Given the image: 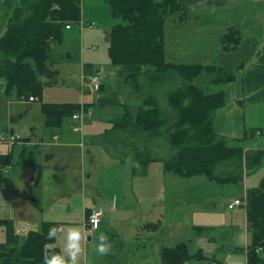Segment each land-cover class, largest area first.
<instances>
[{
	"label": "trees",
	"instance_id": "obj_1",
	"mask_svg": "<svg viewBox=\"0 0 264 264\" xmlns=\"http://www.w3.org/2000/svg\"><path fill=\"white\" fill-rule=\"evenodd\" d=\"M82 1L20 0L14 5L0 34V89L4 94L15 92L17 96H40L43 85L53 82L61 60L54 57L55 48L62 46L69 29L81 26ZM103 1L109 5L113 18L108 32V58L113 64L127 67L126 81L140 89L145 87L147 80V90L155 91L154 84L171 78L182 80L181 85L167 90L165 106H161L154 93L144 88L142 101L133 108L127 106L123 114L113 119L109 131L118 129L122 137L138 138L129 141L127 146L120 142L122 147H130L133 151L134 167L138 165L146 171L150 161L157 159L136 147L140 144L138 141L142 142L144 137L152 141L154 137L165 135L170 154L161 161L163 170L170 174L181 177L201 174L225 184L240 178L235 171L241 165L249 170L255 169L264 157V149L244 151L241 142L242 138L257 137L262 131L246 128L244 134L235 139L237 143L229 145L214 125L216 112L225 103L223 87L234 80L233 70L216 65L215 59L206 63H177L165 57L166 19L170 16L173 20L184 18L186 5L178 0ZM1 2L8 4L11 0ZM66 25H69L68 29ZM240 42L239 31L235 27L228 29L221 39L219 53L225 54L229 50L237 53ZM243 64L244 60L236 63L235 70H240ZM140 76L144 78L143 83L141 79L139 81ZM202 77L207 79L208 86H218V89L207 91L194 82ZM256 96L264 97V88L258 90ZM80 105L73 102L42 103L45 125L60 126L64 119L71 118L80 109ZM83 106L87 108L86 104ZM16 142L18 140L12 144ZM11 156L10 153L0 154V182L5 181L1 172ZM233 159L239 160L238 164L222 171V165ZM33 166L37 180L42 165L34 163ZM245 201L250 242L232 250L244 251L246 264H264V177L258 187L247 193ZM0 225L4 228L0 264H43L44 253L60 252L53 244L55 238L48 240L46 237L48 229L56 226L54 222L42 221L40 228L29 230L23 241H19L14 233L11 219H0ZM193 258L203 259L204 255L201 251L191 254L185 242L160 249V264H184Z\"/></svg>",
	"mask_w": 264,
	"mask_h": 264
},
{
	"label": "crops",
	"instance_id": "obj_2",
	"mask_svg": "<svg viewBox=\"0 0 264 264\" xmlns=\"http://www.w3.org/2000/svg\"><path fill=\"white\" fill-rule=\"evenodd\" d=\"M101 1L106 4L103 0ZM178 1L186 5V15L181 20L176 18L175 20L172 18L166 20L164 24V49L166 59L177 63H206L214 59L216 61L220 55H223V53H219L223 35L228 29L235 27L239 31L241 42L237 53L233 54L237 55L236 58L231 59L230 62L236 64L243 61L242 58H245V60L241 68L242 70L237 71L234 80L228 82L223 87L225 103L217 110L214 117V125L216 131L223 135L226 140L229 139L228 136L233 135V139L230 141H235V139H238L244 134L246 128H259L262 131L260 136L263 135L264 138V97L256 96L257 91L264 88V0ZM85 16V13H83L82 19ZM98 20L101 22V27L107 30L105 37L108 43V32L111 28L108 15L104 12L103 15L98 16ZM71 30L72 28L67 31L65 41L70 42L72 39H75L73 35L75 31L72 32ZM79 32L82 33L81 31ZM78 42L80 46L79 54L76 53L75 47L73 48L74 50L72 49L73 51L65 49L66 53H69L65 56V61L75 65L73 76L77 77L78 83L80 79V84L82 83L84 75L87 74L81 63L89 67L92 66L93 69L97 68L95 70L100 71L101 88L99 90L96 89L99 91L97 100L101 104L100 110L103 114V119L109 118L104 121L112 124L113 119L123 114L127 106H136L129 103V99L133 96L132 92L149 88V85H146V83H149L147 80L144 82L143 76H140L139 81L141 79L140 82H144L145 87L140 89L136 88L131 82L125 79L128 71L127 67L111 63L108 57V62H97L91 56H89V60H85V44L83 39L81 38L79 41L78 37ZM91 47L93 50L96 49L95 45ZM60 48L63 49L64 47ZM77 58H79L78 61L76 60ZM63 78L66 77L63 76ZM105 79H107L106 82H104ZM119 86L129 88L126 90V99H116L112 96L118 91L114 87ZM14 94L16 95L15 92ZM16 97L22 98L28 96L16 95ZM15 102L9 99V97L7 98V102L5 103L6 108L2 111L6 115L7 120L6 122H0V127L4 126L5 128L10 127V129H15L21 128L22 126H29V133L25 136L22 135L21 140L12 145L6 143V148L4 147L3 151L0 150V154L10 153L12 155L10 162L4 165L2 168L3 171L1 172L2 178L5 181L0 182V219H11L13 221L14 233L19 238V241L25 239L29 230H38L42 221L54 222L56 226L62 225L61 232H63V223L72 221L74 212H77L79 215L72 223L76 225V221H78L77 226H81L82 223L85 227L88 209L98 205L95 202L97 197L105 196L102 191V185L96 179L102 170H96V168L91 169L92 171L90 170V167L93 166L91 163L95 160L96 155L93 157L91 152L87 157L88 154H84V139L96 131H84L85 125L82 124L83 128L79 132H76L78 129L73 130L72 128L76 122L71 120V118L64 119L60 126L47 127L45 125L44 115L41 112V106L39 122L27 121L25 124H21L19 121L14 122L11 103ZM75 103L81 105L86 104V109L90 113L87 117L91 116V108L82 96L81 100ZM115 104L118 105L116 107L117 109L110 108L111 105ZM108 129L110 127L105 130ZM114 133L116 131H113L112 135ZM97 135L95 134V140H98ZM251 149H264V139L261 145L256 144L255 141V143L243 147L244 151ZM78 154L79 157H77ZM34 163L42 165L43 168L41 182H38V187H36V190L40 192L38 195L40 201L36 202L37 205L32 200L35 197L31 191L35 176ZM262 163H264V157L260 164ZM78 165H80L81 169L79 171H73L71 167ZM138 172L142 173L141 169ZM90 177H93L94 185H92V188L88 187L91 185L86 184V180H90ZM73 178H75L74 182L72 181ZM181 178L174 179L173 177L167 183L180 186L188 182L183 180L188 177ZM51 185L52 187H50ZM86 185L89 188L87 193L84 191ZM221 185L224 187L231 186ZM160 186L161 191H163L162 183H160ZM78 187L82 188L83 195L81 197H77L76 193L72 194L73 189H77ZM45 188H48V191ZM142 188H132L134 201L139 202L135 210L128 206L126 196L128 192L113 189L108 193V195L114 198V204L104 207L106 211L100 223L101 226L105 222L108 227L104 226V223L101 228L99 226L96 237L98 239V236L103 233L111 241L113 238L108 237L106 233L101 231L104 230L110 236H118L119 242L116 244H112L111 242V248L105 255L97 253L94 256V260L92 257L91 264H160V258L159 261L157 259L155 260L151 254L152 249H156L160 257V249L162 247H173L180 242H185L188 245V250L191 254L201 251L204 255L203 259L193 258L184 264H246V253L244 251L232 250L235 246H245L248 244L247 237L241 229H238L233 235L232 240L237 244H233L230 247H226V241L221 242L216 240L214 228L210 226L211 224H206L205 221L198 220L197 222L192 220V230L184 226L181 230H175L178 233L173 235L167 227L166 212H161V199L165 200L161 195L162 192L153 196L152 185L149 183L143 184ZM56 191L59 194H56ZM52 192L56 194L55 197L51 196ZM48 197L50 198L48 199ZM146 197L148 198L147 201L145 200ZM76 198H80V201H77ZM106 201L108 202V200ZM152 201L155 202V208L149 206L147 209L142 210L143 205ZM71 202L75 203L77 207H71ZM164 204L168 207L166 202ZM157 208L160 210H154ZM157 214H160V217L155 218ZM119 223L125 232L131 229L133 231L139 230V232H144L142 245L139 244V248L144 251L143 253H140L138 256H136L137 253H134V256L129 260L123 259L122 255L128 247L129 239L121 236L122 233L124 234L122 228L120 230L121 233H117ZM175 223L183 226L184 222L176 218ZM163 228H165L164 233H159ZM0 234L1 243L4 240L3 227L0 228ZM167 236H170V239L174 242L172 246L165 243ZM90 239L91 236H87V240ZM60 245L56 244L55 246L61 249ZM86 246L87 243H83L82 250L84 256L83 263L81 264H90ZM92 247L94 248L95 245H92ZM98 255L104 256V259L97 260L96 257ZM214 259L216 260L215 262Z\"/></svg>",
	"mask_w": 264,
	"mask_h": 264
},
{
	"label": "rangeland",
	"instance_id": "obj_3",
	"mask_svg": "<svg viewBox=\"0 0 264 264\" xmlns=\"http://www.w3.org/2000/svg\"><path fill=\"white\" fill-rule=\"evenodd\" d=\"M20 0H11L10 3L6 4L5 2H1L0 0V34L1 29L5 24H7V19L9 14L12 13L13 7L15 4L19 3ZM104 12L108 15V18L110 20V25L113 23V18L111 14V10L109 5L106 3H103L101 0H83L81 4V20L84 21V26H73V29L71 30L73 32V35L75 36V39H72V41L68 42L65 41L61 48H55L54 51L55 55L54 57L61 59V61L58 63L56 69L57 72L54 74V80L51 83H46L43 85V88L41 90L40 96H36L34 99H29L28 97H22L18 98L14 94V92H11L10 94H4L3 91L0 89V122H6L7 118L6 115L2 113V111L6 108V102L7 98L12 99L16 101L15 103H11L12 108V115H14V122L19 121L21 124H25L27 121H31L34 123H37L40 121V106L43 102H78L82 98L88 103V106L91 108L92 114L89 117H85L82 120L79 121L78 124V131L79 132L83 125H85L84 131L92 130L96 131L94 134H91L88 138L84 139V154L87 155V157L90 155L89 153L92 152L93 157L96 158L93 163H91L93 166L90 167L91 169L96 168V170H102L100 172L99 177H97V182H99L103 187V194L105 196H99L95 199V202L97 204L102 205L103 207L107 205H113L114 204V198L111 195H108L110 191L113 189L115 190H121L128 192L127 199H128V206L135 210L137 206L139 205V202L134 201L133 197V191L132 188H138L143 189V184H151L152 185V193L153 196L160 194L159 192H162V196L165 198L161 199L162 204V211L166 212L167 216V227L169 231L175 235L178 232H175V230H181L182 227L187 226L189 230L191 229V222L192 220H195L198 222L205 221L206 224H211L210 226L214 228L216 240H219L221 242L226 241L227 246L230 247L233 246L235 243L233 239V235L238 229H241L243 234L247 237V243L250 242V233L246 225V207H244V203L246 202V195L247 193L252 190L253 188L257 187L260 184L261 178L264 176V163L260 164L255 170H249L244 165H241L235 172H237L240 175V178L234 182H227L224 185H231L228 187L222 186L219 182H217L215 179L208 178L205 175L197 174L193 176H189L188 178H184V181H188L180 186H175L172 184L167 183L170 179H182L181 176L178 177V175L166 173L163 170L162 161L161 159L170 154V149L168 146V142L166 139V136L162 138H155L150 141V138L148 137V140L143 138L142 142L138 141V144L136 147L142 149V151H147L151 156L157 157V159L150 161L148 164L147 170L143 171L141 166H135L134 162L135 157L133 155V151L130 149V147H122L120 144V141L123 142V146H127L129 141H134L135 139L138 140V138L131 137L129 138L126 136L127 134H124L125 137H121V133L119 130H105L109 127H111V123L106 122L104 120L109 119H103V114L101 113L100 107L101 104L98 102V96H99V89L96 90L93 88L92 84L89 80L84 79L82 80V83L80 84V79L78 83V79L76 76H73L74 72V64H69L65 61V56L69 53H66V50L71 51L74 47L76 49V53L79 54L80 46L78 45V37L79 41L82 38L83 42L85 44L84 48V55L85 60H89V56L92 57L93 60L97 62H108V43L105 37V33L107 30L106 28L101 27V22L98 20L99 15H103ZM83 13H85V18H83ZM172 17H168L166 20L171 19ZM90 22H93V26H88ZM109 25V27H110ZM78 31H81L82 33H78ZM67 35V32H66ZM92 45L96 46V49H92ZM66 49V50H65ZM74 50V49H73ZM72 50V51H73ZM235 52L233 50H229L227 53L220 55L217 59L216 65H220L221 67L223 65L226 66V69L233 70L234 74L237 73L235 70V63L230 62L231 59H235L237 55H233ZM79 57V55H78ZM79 58L76 60L78 61ZM242 60H245V58H242ZM230 62V63H229ZM242 62V61H241ZM82 64L83 69H85L87 75L92 73H97L99 76V79L101 80V74L100 71H97L91 66H87L86 64ZM229 65H234V67H229ZM238 65V64H237ZM93 69L92 71H90ZM242 70V69H240ZM239 70V71H240ZM90 71V72H89ZM238 71V72H239ZM65 76L66 78H63ZM178 77V76H177ZM113 80V78H112ZM206 78L202 77L200 79H196L194 82L196 84L203 86L206 88L207 91H212L218 89V86L213 87V85L208 86L206 82ZM107 79H105L104 82H106ZM118 81V80H116ZM146 81V80H145ZM182 84V80L178 77L171 78L163 83L160 84H154L155 91H148V88H145L146 91L154 93L161 106H165L166 103V92L167 90L173 89L178 87ZM118 91L115 92V95H112L114 98H120V99H126L127 98V89L124 86L114 87ZM131 89V88H130ZM145 95V91H143ZM143 93L142 91H134L132 92V98L129 99V103L133 105L139 104L143 99ZM78 100V101H76ZM110 105V104H108ZM118 105H111L110 108L117 109ZM133 108V107H131ZM123 110V109H122ZM130 110V109H127ZM126 110V111H127ZM171 116V114H170ZM85 119V120H84ZM8 124V123H5ZM83 124V125H82ZM7 129H10V127H6ZM6 128L4 126L0 127V132L3 131V129ZM14 133H20L21 135H26L29 133V126H22L21 128H15L10 129ZM21 130V131H20ZM113 131H116V133H113ZM99 133V134H98ZM95 134L98 137V140L94 139ZM142 136V135H141ZM228 136V135H226ZM229 139H227V143L229 145L237 143V141H230L233 139V135L228 136ZM263 135L257 136V137H247L242 138V144L243 147L248 146L250 144L255 143L258 145H261L263 142ZM120 140V141H119ZM121 142V143H122ZM0 150H4V147L6 148V143L3 140H0ZM146 146V147H145ZM79 157V154L78 156ZM239 160L233 159L230 161H227L226 164H223L221 167V170L224 171L226 168H233L238 164ZM88 163V160H87ZM15 165V163H14ZM73 171L80 170V165L71 167ZM43 169V168H42ZM42 169L40 178L36 180L34 176V184L32 187V192L34 194V197L36 199V202L40 201L39 198V191L36 190V187H38V182H41L42 177ZM141 169V172H138V170ZM220 169V167H219ZM219 169L217 171H219ZM92 171V170H91ZM35 173V172H34ZM147 173V174H146ZM191 178V179H190ZM36 181V182H35ZM75 181V178L72 180ZM80 181V179H79ZM89 181V182H88ZM86 184L91 185L88 186L92 188L93 184V177H90V180H86ZM160 183L163 185V191H161ZM80 186V185H79ZM52 187V185L50 186ZM87 185L84 187V191L87 193L89 188ZM247 187V189H246ZM44 188V187H43ZM45 190L48 191V188H45ZM130 192V194H129ZM76 193L77 197H81L83 195L82 188L78 187L77 189H73L72 194ZM149 194V192H147ZM56 194L57 193L56 191ZM56 194L54 192L51 193L52 197H55ZM74 196V195H71ZM234 197H240L242 200V203L233 208L229 209L227 208L226 204ZM50 197H48L49 199ZM141 198V196H139ZM77 201H80V198H76ZM108 200V202L106 201ZM146 201L148 198L146 197ZM72 201V200H71ZM34 202V200H33ZM35 203V205H37ZM168 207H166V205ZM76 203V201H75ZM71 202V207L76 206L75 204ZM42 204V203H41ZM141 206V205H140ZM142 210L147 209V207L152 206L155 208V202H147V204L143 205ZM245 208V209H244ZM105 209V208H104ZM154 210H160L159 208ZM106 211V210H105ZM72 221H69V223H63L64 224V230L63 232H58V236L55 238V241L53 244H61L60 251H63V245H64V233L66 229L69 226H77L73 224L72 222L76 220L77 216L79 215L77 212H74ZM105 215V212H104ZM103 215V217H104ZM160 217V214L155 215V218ZM204 217V218H203ZM176 218H179L183 220V226L180 224L175 223ZM104 223V226H107ZM102 223V224H103ZM101 224V226H102ZM100 226V228H101ZM120 226V227H119ZM119 226H117V233H121V225L119 223ZM198 226H204V225H198ZM81 227L84 231V235L91 236L90 240H84L87 243L86 250L89 256V261L91 264V260L93 257V260L95 259V255L98 253L96 252V244L98 242V239L96 237V234L98 233V229H92L91 227H84V225L81 223ZM108 227V226H107ZM2 228V227H0ZM163 228L161 232L164 233ZM96 230V231H95ZM100 230V229H99ZM124 229L122 228V231ZM95 231V232H94ZM102 232L106 233V235L110 238H113L111 240L112 244L118 243L119 239L118 236H110L109 233H107L104 230H101ZM143 233L138 231H133L131 229L130 231L124 230V234L122 233L121 236H123L126 239H129L128 247L123 252V259L129 260L131 257H133L134 253H137L136 256H138L140 253H143L144 251L139 248V244L142 245L143 242ZM116 234V232H115ZM192 234V233H190ZM189 234V235H190ZM117 235V234H116ZM188 235V236H189ZM237 235V233H236ZM1 236V234H0ZM170 236H167L165 243L172 246L174 242L170 239ZM60 243H58V241ZM82 241L83 243H85ZM173 242V243H171ZM246 243V244H247ZM92 245H95L93 248ZM246 246V245H245ZM139 248V249H138ZM2 251V249H1ZM138 251V252H137ZM146 252V251H145ZM242 252V251H241ZM151 254L159 261V255L156 252V249H152ZM102 255H105L102 254ZM83 256L84 252L82 250L79 260L80 264L83 263ZM97 260H103L104 256L98 255L96 257ZM136 259V257H135ZM17 261V260H16ZM216 260L214 259V262ZM13 264H22V263H16ZM24 264V263H23Z\"/></svg>",
	"mask_w": 264,
	"mask_h": 264
},
{
	"label": "clouds",
	"instance_id": "obj_4",
	"mask_svg": "<svg viewBox=\"0 0 264 264\" xmlns=\"http://www.w3.org/2000/svg\"><path fill=\"white\" fill-rule=\"evenodd\" d=\"M93 224L98 225L99 221L94 220ZM58 236V229L50 227L46 233L48 240H53ZM81 226H69L64 233V245L62 252H46L43 255V264H80V254L82 252V241L86 240ZM111 248V241L101 233L98 236L96 252L107 253Z\"/></svg>",
	"mask_w": 264,
	"mask_h": 264
},
{
	"label": "built area",
	"instance_id": "obj_5",
	"mask_svg": "<svg viewBox=\"0 0 264 264\" xmlns=\"http://www.w3.org/2000/svg\"><path fill=\"white\" fill-rule=\"evenodd\" d=\"M89 26H91V24H89ZM66 28H69V25L65 26ZM88 80L90 81V83L92 84V86L97 89L99 86V76L97 73H90L88 76ZM30 99H32V97H30ZM84 114H89V112H85L83 113L82 108L76 112H74V114L72 115V117L75 120H81ZM78 129V125H74L73 126V130H77ZM20 138V134L19 133H14V132H9V131H2L0 132V140H3L6 143H13L14 141H17ZM241 199L239 197H236L234 199H232L228 204H227V208L229 209H233L236 206L241 204ZM104 214V209L102 206H94L92 207L87 215V219H86V227H91L92 229H95L98 227V225L93 224L94 220H98L99 223L101 221V218ZM58 229V231L62 230V226L58 225L56 227Z\"/></svg>",
	"mask_w": 264,
	"mask_h": 264
},
{
	"label": "bare ground",
	"instance_id": "obj_6",
	"mask_svg": "<svg viewBox=\"0 0 264 264\" xmlns=\"http://www.w3.org/2000/svg\"><path fill=\"white\" fill-rule=\"evenodd\" d=\"M126 83V82H125Z\"/></svg>",
	"mask_w": 264,
	"mask_h": 264
}]
</instances>
